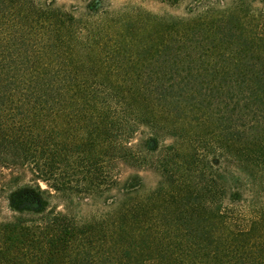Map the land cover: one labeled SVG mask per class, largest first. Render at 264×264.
Listing matches in <instances>:
<instances>
[{"label":"trees","instance_id":"1","mask_svg":"<svg viewBox=\"0 0 264 264\" xmlns=\"http://www.w3.org/2000/svg\"><path fill=\"white\" fill-rule=\"evenodd\" d=\"M193 1L0 0V264H264V0Z\"/></svg>","mask_w":264,"mask_h":264},{"label":"rangeland","instance_id":"2","mask_svg":"<svg viewBox=\"0 0 264 264\" xmlns=\"http://www.w3.org/2000/svg\"><path fill=\"white\" fill-rule=\"evenodd\" d=\"M87 2H89V0H56V4L58 6H63L66 10L71 9V7L73 8L75 7L78 9L82 8L85 4H87ZM193 2H194L193 0H182L178 5L170 6L158 0H105L104 4L107 10L114 11V12H117L119 10H126L127 12L128 11L131 12V11L139 9V10H144L146 12H149L151 14H155L158 16L180 17V16H183L189 9L193 8L194 6ZM188 131L189 132H187V141L192 140L194 133H195L193 132L192 128H189ZM205 133L206 131L204 128H201V130H199V132L197 133V135H199L201 138L197 144V146H199L198 148L201 154L203 152L201 150L205 151V149L207 150V149H210V147H213V146H205L207 142H203L206 140L202 139L205 137ZM139 139L140 138L137 135V144L139 143ZM170 142L171 141L167 139L165 144L168 145L170 144ZM209 158L212 162H214V164L215 163L216 165L221 164V161H219L218 156L210 155ZM2 174L5 177L0 176L1 180H4L3 178H5V180L9 179L10 173L8 171L3 170ZM137 174L142 178L146 189H150L155 184L156 178L154 177L152 173L145 171V170L137 169ZM231 175L232 173L229 174V179H228L229 184L233 182ZM27 180L28 178H26V180L23 182H26ZM40 186L42 189H47L43 183H40ZM227 198H230L229 194ZM225 202H226L225 204L227 205L230 204L228 199H225ZM93 210L94 209H92V207L86 206L82 209L83 211L82 213L84 216H88ZM11 216H12V213L10 212L8 208L6 194L0 190V221L3 219L10 218Z\"/></svg>","mask_w":264,"mask_h":264}]
</instances>
